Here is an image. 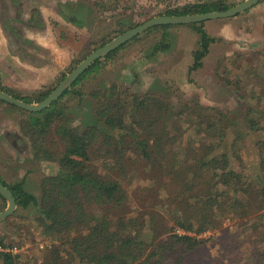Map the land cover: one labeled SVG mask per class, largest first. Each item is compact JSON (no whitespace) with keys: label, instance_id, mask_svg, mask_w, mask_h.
Masks as SVG:
<instances>
[{"label":"trees","instance_id":"trees-1","mask_svg":"<svg viewBox=\"0 0 264 264\" xmlns=\"http://www.w3.org/2000/svg\"><path fill=\"white\" fill-rule=\"evenodd\" d=\"M220 4V1L186 4L165 11L164 15H193L227 8ZM203 24L189 25L198 36L197 47L191 53L190 74L202 66L209 46L216 41L206 33ZM171 27L155 26L147 30H162L159 41L153 45L152 56L169 51ZM117 50L102 58H111ZM99 61L92 63L62 96L40 112L29 113L10 105L23 118L21 130L30 140L34 158L58 161L60 166L57 176L42 180L38 204L21 183L8 186L0 180L13 195L16 207L25 209L35 204L39 207L36 223L41 235L59 243L55 244L58 247H50L55 256L49 264H62L59 248L63 247L66 256L71 261L77 258L79 264H162L165 261L162 258L172 252V245L178 249L194 247L201 243V233L218 230L224 221L245 225L243 217L263 216L258 213L264 209V175L254 191L245 176L230 167L229 157L218 151L225 137L227 115L201 105L196 97L180 104L173 113L163 98L130 95L112 85L103 91L90 92V97L96 100L93 122H84L82 128L71 126L59 101L70 94L80 95L74 91L75 85ZM0 90L26 103L40 102L51 92H34L30 98L15 95L1 84ZM55 123L54 133L60 137L63 149L54 155L44 137ZM101 123L110 134L98 128ZM193 126L197 128L194 135L199 136L196 148L195 140L185 137ZM202 130V134L198 133ZM135 179L144 180H140L143 187H137L141 209L129 217L127 211L133 201L126 186ZM159 209L171 216V227L157 223ZM175 228L192 235L158 240ZM0 246L7 245L0 239ZM19 257L20 254L0 253L2 264H15Z\"/></svg>","mask_w":264,"mask_h":264},{"label":"rangeland","instance_id":"rangeland-1","mask_svg":"<svg viewBox=\"0 0 264 264\" xmlns=\"http://www.w3.org/2000/svg\"><path fill=\"white\" fill-rule=\"evenodd\" d=\"M210 1H220L221 6L229 9L244 0H67L68 3L61 6L69 13L61 21L70 25L71 30L59 26L52 18L47 21L74 53L70 67L60 74L58 80L48 82L44 88L33 90L26 88L24 74H16L13 68L16 69L14 65L27 64L29 52L34 51L31 47L38 43L26 38L27 34L22 30L25 22L33 15L32 8L37 7L40 2L19 0L20 5L16 4L7 10L9 15L6 27L3 24L6 16L3 7H0V24L5 30L2 37L6 38L1 45L4 47H1L0 55V84L20 97L32 98L31 94L34 92L52 91L63 75H67L90 52L128 29L164 15L165 11L178 9L186 4ZM12 3H15L14 0ZM258 5L235 17L217 20L219 22L215 23L218 27L213 26L214 22H205L204 29L212 38L220 29H225L226 32L232 30L235 36L231 39L234 40L225 46L220 39L212 43L211 55H207L202 60V66L191 74L188 73L193 60L191 49L194 51L197 47V35L189 25L169 28V33L171 31L174 38L170 39L169 51L155 56H152L151 51L159 41L162 30L152 29L140 34L136 40L117 50L111 58H101L93 71L80 79L74 87V91L80 95L70 94L59 101L65 117L73 127L82 128L85 126L84 122H93L96 100L90 97V92L96 89L103 91L112 85L130 95L151 94L163 98L173 113L178 111L180 104L196 97L201 105L227 115L225 137L218 151L229 157L230 167L240 171L245 176L246 183L256 191L264 175V21L258 15L261 14L259 10L254 12L261 6ZM248 15L251 16L249 19ZM33 16L38 19L37 12ZM247 21L249 22L246 23ZM231 23H234L233 27ZM178 42H183L181 54ZM188 104L193 106L191 102ZM6 105L0 108V119L4 115L14 116L18 129L5 133L0 131V180L8 186L21 183L23 190L34 195L38 204L42 180L57 176L60 166L58 161L34 158L30 140L21 130V114L11 107L7 112L1 110ZM184 117L185 115L181 116L182 119ZM1 122L2 120L0 125ZM55 126L56 123L51 126L50 134L44 137L54 155V152L63 149L60 137L54 133ZM98 128L110 134L102 123L98 124ZM196 129L193 126L185 135L186 138L195 140V148L199 145V136L194 135ZM198 133L202 134L203 130ZM12 163L15 166H9ZM94 164L98 166L99 162L94 161ZM98 171L105 172L102 168H98ZM140 180L143 179H135L126 186L129 199L133 201L127 211L129 217L135 216L136 211L141 209V196L137 187H143L144 184ZM37 204L25 209L16 207L12 215L0 221V239L7 246L16 247L17 252L13 255L20 254L15 264H49L55 256L50 252V247H58L55 244L59 243H53L41 235V229L36 223L39 217ZM6 206L1 197L0 212ZM158 213L161 215L157 217V223L171 227L172 218L168 212L159 209ZM258 214L263 216L258 219L243 217L241 221L245 225L240 222L233 224L231 221L220 223L221 228L218 230L201 233V243L197 246L178 249L172 245V252L162 258H165L162 264H264V209ZM179 234L192 235L175 228L161 239L155 237L154 241H169ZM145 239L148 240V237ZM63 249L65 248H59V255L64 259L62 264H79L77 258L71 261Z\"/></svg>","mask_w":264,"mask_h":264},{"label":"crops","instance_id":"crops-1","mask_svg":"<svg viewBox=\"0 0 264 264\" xmlns=\"http://www.w3.org/2000/svg\"><path fill=\"white\" fill-rule=\"evenodd\" d=\"M14 2L15 3H12V0H0V7H3V10H4L3 13L5 14L4 16H6L7 20H8V15H9L7 10H9L11 6H16V4L20 5L18 3L19 0H17V2L16 0H14ZM39 2H40L39 5L37 7L32 8L31 10V13L33 12V15H36V12L38 13V19L32 15L31 19H28V21L25 22V24L23 25V30H22V32H25L27 34L25 35L26 38L34 39L38 43H36L37 44L36 46L31 47V49L34 51L29 52V55H30L28 57L29 62L23 65H14L16 69L13 68V71L16 74L18 72H20L21 74H24L25 76L24 81H25L26 88L28 90H33V89H37L40 87L44 88L48 85V82L54 81L56 79L58 80L59 79L58 77L60 76V74L70 67L71 60L74 54L71 51L70 46H68L67 42H63L61 38H59L58 35H56V30H54L53 26L50 27L47 21L49 18H52L56 23H59V26H64L68 30H71L70 25H67L61 21V19H63V17L66 16L67 13H69L67 12V9L63 8L64 6H61V5H64L65 3H68L67 0H39ZM53 4L57 6H54ZM258 4H260L261 6L257 7L258 9L254 10V12H256L257 10L261 12V14H258V15L260 16V18L262 17L261 20L263 22L264 21V1H261ZM258 4H256L255 6H259ZM54 8L56 10H53ZM250 17L251 16L248 15V19ZM249 21H247L246 23H248ZM206 22H210V23L214 22L213 26L218 27L216 23L219 21L212 20V21H206ZM18 23H21V21H19ZM233 26H234V23L233 24L231 23V27ZM180 31H182V29H180ZM4 34H5V30L0 24V55H1V47H4L1 45L4 44L3 40L6 39L2 37V35ZM183 34L186 35L185 32H183ZM169 35H170V39H174L171 31ZM233 35L235 36V34L232 33V30L226 32L225 29L224 30L220 29V31H218V34L216 33V36H214L213 38H215L216 41L220 39L221 43L225 46V45L230 44L231 40H234V39H231ZM196 38H197L196 40L198 41V36ZM178 43H179L178 49L180 50V54H181V50L184 49L183 42H178ZM16 45H13V46L15 47ZM210 50H211V46L209 47V50H208V54H207L208 56L211 55L212 50L211 51ZM192 51L193 49H191V52ZM44 57L46 58V60H44ZM5 105L6 103H1L0 101V108H2V106H5ZM10 107L11 106L7 104L5 109L3 108L1 110H3L4 112H7V110H9ZM0 120H2L1 122L2 125H0L1 133H5L7 131H15L18 129L14 116L4 115L3 118H1ZM11 157H13V155H11ZM9 166H15V164L12 163V165H9Z\"/></svg>","mask_w":264,"mask_h":264},{"label":"water","instance_id":"water-1","mask_svg":"<svg viewBox=\"0 0 264 264\" xmlns=\"http://www.w3.org/2000/svg\"><path fill=\"white\" fill-rule=\"evenodd\" d=\"M264 0H244L243 2L235 5L232 8L215 11L210 13L193 14V15H160L153 17L142 24H139L122 34L118 35L111 41L102 45L101 47L90 52L81 62H79L65 77L59 82V84L40 102L26 103L15 97L8 95L0 90V101L8 105H12L18 109L24 110L29 113L40 112L54 103L63 93L70 88L77 78L82 75L88 67L95 61L101 59L106 54L117 50L119 47L126 44L134 37L142 34L148 29L155 26H178V25H191L196 23H203L211 20H219L230 17H235L246 10L252 8L256 4ZM0 196L5 200L7 206L0 212V221L12 215L16 208V202L11 192L0 182Z\"/></svg>","mask_w":264,"mask_h":264},{"label":"built area","instance_id":"built-area-1","mask_svg":"<svg viewBox=\"0 0 264 264\" xmlns=\"http://www.w3.org/2000/svg\"><path fill=\"white\" fill-rule=\"evenodd\" d=\"M178 233H180L179 231H177ZM17 252V249L15 246H0V253H4V254H15Z\"/></svg>","mask_w":264,"mask_h":264},{"label":"flooded vegetation","instance_id":"flooded-vegetation-1","mask_svg":"<svg viewBox=\"0 0 264 264\" xmlns=\"http://www.w3.org/2000/svg\"><path fill=\"white\" fill-rule=\"evenodd\" d=\"M7 23H8V20L7 19H5L4 21H3V24L5 25V27L7 26ZM142 24V23H141ZM137 26V25H136ZM144 33V32H143ZM22 148V147H21Z\"/></svg>","mask_w":264,"mask_h":264}]
</instances>
